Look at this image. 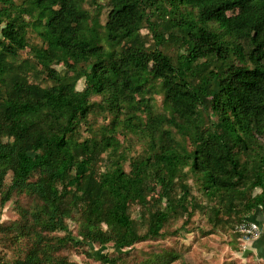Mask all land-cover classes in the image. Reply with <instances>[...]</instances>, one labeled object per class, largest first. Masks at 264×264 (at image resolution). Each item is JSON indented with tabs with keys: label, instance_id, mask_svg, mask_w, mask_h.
<instances>
[{
	"label": "trees",
	"instance_id": "obj_1",
	"mask_svg": "<svg viewBox=\"0 0 264 264\" xmlns=\"http://www.w3.org/2000/svg\"><path fill=\"white\" fill-rule=\"evenodd\" d=\"M196 210L264 213V0H0V264H171Z\"/></svg>",
	"mask_w": 264,
	"mask_h": 264
},
{
	"label": "rangeland",
	"instance_id": "obj_2",
	"mask_svg": "<svg viewBox=\"0 0 264 264\" xmlns=\"http://www.w3.org/2000/svg\"><path fill=\"white\" fill-rule=\"evenodd\" d=\"M20 2L21 0H14ZM93 14H97L99 9L85 5ZM100 20L104 22L106 19V9L104 8L100 12ZM142 33H146L147 29L143 28ZM27 38L30 45L39 44L41 41L34 31L28 29ZM29 47L21 51L22 56H28ZM57 69H62L61 64H54ZM36 79V81L43 82V78ZM83 79L77 82L76 88L81 89L83 87ZM161 96H156V103L160 104ZM135 148L139 150V145H135ZM9 176L7 177V182ZM192 185L193 194L200 200L205 202L206 198L197 189V185L193 179H189ZM21 204L27 203V198L24 195L13 196L8 201L3 209L1 220L3 222H9L17 218L18 214L15 209V203ZM224 218L226 215L221 214ZM232 224H228L224 221L220 222L216 226H213L206 217V214L201 210H196L187 223L182 224V219L171 222L166 229L173 233L167 232L156 240H147L139 242L133 245L132 253L139 255L141 250L160 249V248H172L180 253V259L172 262L171 264H264L263 261L256 259L247 247L240 246L237 238L234 236L233 225L237 222V219L233 217L229 218ZM239 222V221H238ZM77 221L75 219L68 220L69 229L73 234L77 230ZM6 258L11 259L20 253V249L17 250L15 246L6 248ZM94 251H100L104 253L111 251V247L93 248ZM139 251V252H138ZM61 254L65 255L69 260L75 261L77 264H100L98 261L91 258H87L83 253L76 252L73 249L62 250Z\"/></svg>",
	"mask_w": 264,
	"mask_h": 264
},
{
	"label": "crops",
	"instance_id": "obj_3",
	"mask_svg": "<svg viewBox=\"0 0 264 264\" xmlns=\"http://www.w3.org/2000/svg\"><path fill=\"white\" fill-rule=\"evenodd\" d=\"M249 220L256 222L261 230L259 235L249 242L247 250H250L256 259L264 262V213L256 210L249 216Z\"/></svg>",
	"mask_w": 264,
	"mask_h": 264
},
{
	"label": "built area",
	"instance_id": "obj_4",
	"mask_svg": "<svg viewBox=\"0 0 264 264\" xmlns=\"http://www.w3.org/2000/svg\"><path fill=\"white\" fill-rule=\"evenodd\" d=\"M237 231L241 234L242 247H247L249 242L260 233V226L256 222L242 221L236 225Z\"/></svg>",
	"mask_w": 264,
	"mask_h": 264
}]
</instances>
